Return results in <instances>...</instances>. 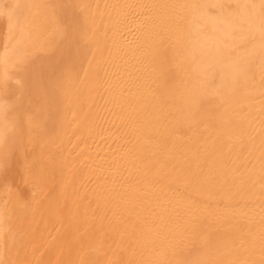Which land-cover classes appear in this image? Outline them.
<instances>
[{"label": "bare ground", "instance_id": "bare-ground-1", "mask_svg": "<svg viewBox=\"0 0 264 264\" xmlns=\"http://www.w3.org/2000/svg\"><path fill=\"white\" fill-rule=\"evenodd\" d=\"M0 264H264V0H0Z\"/></svg>", "mask_w": 264, "mask_h": 264}]
</instances>
